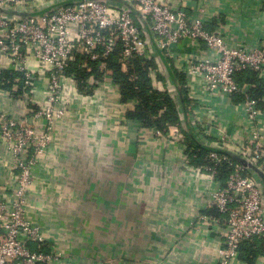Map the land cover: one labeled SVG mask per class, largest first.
Instances as JSON below:
<instances>
[{"label":"built area","instance_id":"1","mask_svg":"<svg viewBox=\"0 0 264 264\" xmlns=\"http://www.w3.org/2000/svg\"><path fill=\"white\" fill-rule=\"evenodd\" d=\"M120 1L0 0V74H21L28 89L23 117L0 113V152L4 147L18 173L13 187H0V264L61 263V250L56 243L46 247L44 228L28 212L38 193L36 172L69 117L85 115L90 121L95 106L106 119L107 100L94 91L107 81L105 60L118 45L123 69L136 58L159 64V50L176 62L181 46L192 47L190 57L174 65L185 77L182 89L189 101L190 127L151 129L164 140L166 150L183 154L178 180L200 209L195 224L205 221L223 230L218 264H234L244 241L264 237V97L254 98L255 86L237 81L239 74L252 71L264 82V39L252 45L231 43L221 29L207 28L212 20L204 9L189 17L185 6L174 8L161 0ZM77 54L99 61L102 78L87 81L92 94L82 92L77 79L66 75ZM149 77L156 88L173 93V81L163 69L151 68ZM40 88L44 101L36 104ZM90 99L89 113H74V106L87 107ZM189 136L212 148L209 164H191ZM232 157L240 161L233 163ZM223 163L231 169L224 183L216 177Z\"/></svg>","mask_w":264,"mask_h":264},{"label":"crops","instance_id":"2","mask_svg":"<svg viewBox=\"0 0 264 264\" xmlns=\"http://www.w3.org/2000/svg\"><path fill=\"white\" fill-rule=\"evenodd\" d=\"M161 1L185 6L189 17L204 9L212 20L207 28L221 29L231 43L252 45L264 39V0ZM192 53L191 46L183 45L171 63ZM161 54L156 65L167 72ZM2 86L0 113L23 117L26 94L14 96ZM98 89L94 94L107 100L106 119L95 106L90 110L91 99L87 107L74 106V113L89 109L93 119L69 117L36 172L38 193L28 212L44 228L46 247L57 244L60 264H218L223 230L205 221L195 224L200 209L178 180L181 150H166L155 131L129 120L137 102L123 103L109 74ZM173 94L180 96L177 87ZM34 99L44 101L41 88ZM0 153V187H13L18 173L4 147ZM234 264L247 263L239 258ZM256 264H264V256Z\"/></svg>","mask_w":264,"mask_h":264},{"label":"trees","instance_id":"3","mask_svg":"<svg viewBox=\"0 0 264 264\" xmlns=\"http://www.w3.org/2000/svg\"><path fill=\"white\" fill-rule=\"evenodd\" d=\"M139 22L138 18H136ZM141 24V23H140ZM121 45H118L115 52L105 60L110 69L109 77L120 88L121 101L123 103H131L135 101L132 111H129L127 116L129 120L139 122L144 128L165 130L170 126L185 125L188 129L190 123L186 119L189 109V101L187 93L182 89L185 77L179 74L175 66L170 60L164 56V62L167 65V73L173 81V87L179 89V95H174L170 92H162L149 77L150 69H156L154 61H146L141 58H136L129 62L126 69L122 68L120 62ZM162 55V54H161ZM86 62L87 68H83L82 64ZM66 75L74 76L77 79L79 89L82 92L92 93V85L87 84V81L92 78L99 81L102 74L99 71V61H90L83 55H76L75 60L70 62L66 68ZM23 76L16 72L5 71L0 74V83L4 89L10 91L14 96H23L28 92L23 85ZM159 79L165 80L163 76ZM22 80V81H21ZM237 81L240 85L251 84L255 87L252 89L253 97L259 99L264 97V82L258 78L256 72L247 71L239 74ZM191 150V164L202 165L209 164L207 153L212 150L210 147L200 145L192 136L188 137ZM194 155L195 158L193 157ZM232 162L239 161L236 157H232ZM230 165L223 163L218 167L217 180L222 183L226 182L231 173ZM213 212V211H212ZM218 214L217 211H214ZM239 258L247 264H256L259 258L264 256V237L246 240L241 244L239 250Z\"/></svg>","mask_w":264,"mask_h":264},{"label":"water","instance_id":"4","mask_svg":"<svg viewBox=\"0 0 264 264\" xmlns=\"http://www.w3.org/2000/svg\"><path fill=\"white\" fill-rule=\"evenodd\" d=\"M238 159V158H237ZM240 161V160H239ZM242 163L246 164L245 162L242 161ZM256 169V168H255ZM260 173V172H259ZM261 174V173H260ZM263 176V175H262Z\"/></svg>","mask_w":264,"mask_h":264}]
</instances>
